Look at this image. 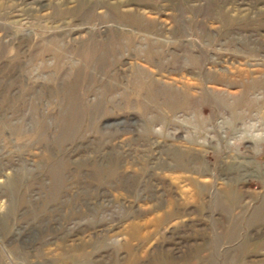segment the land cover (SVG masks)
Masks as SVG:
<instances>
[{"label":"rangeland","instance_id":"1","mask_svg":"<svg viewBox=\"0 0 264 264\" xmlns=\"http://www.w3.org/2000/svg\"><path fill=\"white\" fill-rule=\"evenodd\" d=\"M0 264H264V0H0Z\"/></svg>","mask_w":264,"mask_h":264}]
</instances>
